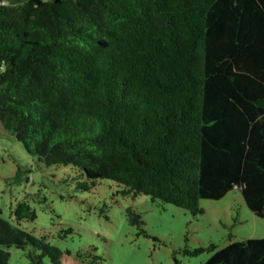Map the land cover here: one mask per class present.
Listing matches in <instances>:
<instances>
[{
	"label": "trees",
	"instance_id": "trees-1",
	"mask_svg": "<svg viewBox=\"0 0 264 264\" xmlns=\"http://www.w3.org/2000/svg\"><path fill=\"white\" fill-rule=\"evenodd\" d=\"M0 122L78 189L109 179L195 216L237 187L264 219V0H0ZM11 214L0 264L7 247L29 264L70 253L22 228L25 201ZM205 249L203 264H264V237Z\"/></svg>",
	"mask_w": 264,
	"mask_h": 264
},
{
	"label": "rangeland",
	"instance_id": "rangeland-1",
	"mask_svg": "<svg viewBox=\"0 0 264 264\" xmlns=\"http://www.w3.org/2000/svg\"><path fill=\"white\" fill-rule=\"evenodd\" d=\"M78 179L72 166L44 167L0 122V216L11 220L16 203L25 201L36 218L20 225L47 235L62 252L69 250L61 264H81L78 252L101 257L100 264H203L212 254L205 249L210 244L264 237V219L245 206L237 187L220 199H200L202 212L191 216L150 196L125 197L109 179L96 180L87 190L77 188ZM128 207L139 213L140 227L129 223ZM6 250L8 264H29L24 250ZM84 259L93 262L88 254Z\"/></svg>",
	"mask_w": 264,
	"mask_h": 264
}]
</instances>
